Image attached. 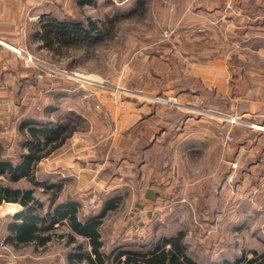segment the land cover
<instances>
[{"label":"rangeland","instance_id":"1","mask_svg":"<svg viewBox=\"0 0 264 264\" xmlns=\"http://www.w3.org/2000/svg\"><path fill=\"white\" fill-rule=\"evenodd\" d=\"M40 3L25 11V33L19 26V45L28 65L24 90L22 82L18 91L14 86L0 92L2 156L16 161L26 151L23 143L29 135L25 128L19 131L21 121L51 120L64 129L39 152L43 157L31 174L37 185L25 177L10 180L2 173L0 182L33 188L45 206L38 209L40 216L54 193L56 198L66 194L78 200L80 218L98 213L106 200L114 199L100 225L105 252L138 249L179 230L185 231L189 252L201 264L221 261L228 253L248 258L253 251L264 252V203L258 210L250 207L246 215L241 208L246 199L240 195L258 188L252 180L244 186H228L238 172L242 175L249 168L240 171L248 157L256 155L247 156L256 149L245 146L238 159L236 153L245 145L243 136L253 131L264 142L259 116L264 113V0ZM38 13L41 18L51 13L82 23L90 18L98 36L83 38V32L68 26L50 36L52 51L45 49L41 39H29V33L41 31V20L31 17ZM215 73L217 85H227L228 90L226 95L216 93L218 107H211L202 103L212 92H203V87ZM168 85H189L195 90L183 93L173 87L171 91ZM179 100L190 110L198 102L194 112L200 119L184 129L171 151H166L170 147L163 146L162 140L148 152L153 139L140 153L128 155L149 143L150 131L163 125L167 112H181L168 110ZM141 103L147 105L139 115L143 121L125 129ZM257 105L256 117L235 116ZM229 133L232 140L226 138ZM229 165L231 171L225 173ZM251 169L258 177L255 166ZM43 183L60 186L46 188ZM154 186L159 196L150 202ZM13 206L1 208L0 214ZM56 228L53 239L35 251L4 250L0 242L7 253L0 250V258L7 257L8 264H69L68 249L65 253L60 246L63 239L56 236L65 226ZM78 241L87 248L83 238Z\"/></svg>","mask_w":264,"mask_h":264},{"label":"trees","instance_id":"2","mask_svg":"<svg viewBox=\"0 0 264 264\" xmlns=\"http://www.w3.org/2000/svg\"><path fill=\"white\" fill-rule=\"evenodd\" d=\"M90 1L92 0H78V3L84 4L90 3ZM50 14L51 13L42 14V18L40 19L41 24H39L41 31H33L32 33L34 38H39L43 41L44 44L42 47L45 49L52 51L50 36L55 31L60 32L64 30L65 32L68 30V26H71L73 30L75 28L78 32H83L85 34L83 38L90 37L92 40H95L98 36L99 32L93 33L95 23L90 18L87 19L86 23H82L76 19L68 17H65L66 19H61ZM44 18L47 21H42ZM187 87L194 90L192 86L188 85ZM199 87H201V85L197 88ZM207 97L208 101H206V99L202 101L204 105L218 107L217 99L214 97V91L208 92ZM185 117H187V113L180 112L164 116L163 120L169 121L174 127L175 124L180 123ZM24 128L29 135L25 137L23 143L26 151L20 153L16 161H12L2 156L3 150L0 147V173L5 174L10 180L25 177L32 184H36L31 175L32 167L43 157V154L39 153L40 150L44 148L42 146L55 140L58 137L57 134H60L64 128H62L61 124L53 123L51 120L45 122H33L30 120L21 121L18 129L22 131ZM150 144V142L142 144L140 146L141 148H138L128 155L134 156L140 153L142 148L145 149ZM237 144L238 142H236V145ZM258 160L259 152L253 157H248L244 167H242L240 171H243L248 165ZM239 177H241L240 172H238V176L234 180V183ZM43 184L46 188L54 186L58 189L60 186H55L56 184H51L49 186L45 183ZM56 196L57 195L54 193L49 198L45 214L40 216L38 209L44 207V203L34 195L33 188H14L0 183V202H17L23 207L22 210L13 214V219H19L20 223L12 224L14 225L13 236L7 237V241L5 240L4 242L17 243L19 241H36L37 243L44 244L53 239L55 232L52 230H55L59 225H63L67 227V232L57 234L56 236L63 239L65 243L72 244L73 250L71 258L72 261L77 264H201L190 254L184 230H179L173 235L145 243L143 247L140 246L138 249L126 248L117 250V248H114L109 252H105L103 250L104 241L102 239V233L100 232V225L105 212L114 207L115 200L109 198L104 202L98 213L89 214L85 218H80V203L78 201L62 200L56 203ZM37 222H40L39 227ZM37 230H39V233L36 232ZM77 237H81L87 242V248L84 247V242L78 241ZM228 254L229 256L226 255L227 257L221 259V261L208 264H262L261 261L262 258H264V252L258 253L256 251H253L252 256L248 258L243 256L236 257L233 253Z\"/></svg>","mask_w":264,"mask_h":264},{"label":"crops","instance_id":"3","mask_svg":"<svg viewBox=\"0 0 264 264\" xmlns=\"http://www.w3.org/2000/svg\"><path fill=\"white\" fill-rule=\"evenodd\" d=\"M40 2H41V0H0V92L7 91V90L11 91L12 88H14V86H15V88H17V91H18L19 84H21L22 82L23 83L21 85V87H22L21 91L24 90V87H25L24 86V80H25L24 78H25V73H26L25 69H26V67H28V65L26 63L27 61H26V57H25V51H24L23 47L19 45V41H20L19 40V33H18L19 32V26H20V29L23 30V26L25 24V22H24L25 21V11L34 8L33 6H35V5L36 6L40 5L41 4ZM31 17L34 18V20L35 19L36 20L41 19V15L39 13L34 14V15L32 14ZM30 20H32V19H30ZM32 26H34V23L32 24ZM24 33H25V26H24ZM24 33L22 34L23 36H24ZM32 33L33 32H31V34L29 33V35H30L29 39H30V37L33 40L38 39V38H34ZM15 34H16V37H14ZM27 37H28V34H27ZM18 79H19V82H18ZM173 87L180 88L178 90L183 91V93L185 91H188V92L190 91L191 93L194 92L193 89H191V88L178 87V85H168L166 87V89H169L172 91ZM204 89H206L208 91H210V90L214 91V97H216V93H219V92L223 93V95H226L228 87H227V85H225L223 88L222 85H217V76L215 73V75L213 77L208 76L207 83H206V85H204ZM177 98L185 99L182 96H177ZM194 100H198V99H194ZM6 102L8 104L9 103L12 104L10 102V99H7ZM192 104L194 106H197V107L200 106V104L198 102L192 103ZM146 106H145V104L141 103L139 108H135V111L138 114L136 116H134L135 119H134L133 123L129 124L127 126L128 128H125V129H130V128L136 126L140 120L143 121V118H140L139 115H140V113L144 112V109ZM184 107H185V104L182 103L180 100L178 101V103L175 102V104H171L168 106V108H170L168 110H171V109L173 110V108H178V110H180L181 113H187V117H185L180 123L175 124L174 127L171 125V123L169 121L163 120L162 126L158 127V129H156V130H151L150 135H149L150 137L148 135L146 137H149L148 141L151 143H152V141H154L153 139H155V141L153 142V144H151L149 146L148 152H150V150L152 151L153 148H156L155 147L156 142H158V141L161 142L163 140V146L166 145V146L170 147V148L164 147V149L167 148L166 151H168V149H170L168 151V153H169L171 151V149L173 148V146H175V140L180 138L179 135H182V132L184 131V129L187 128V126L190 125L192 122H195V121L200 119V117L196 116V113L194 112V111H196L197 107L194 110L187 109L189 107H187V108H184ZM258 107H259L258 105H257V107L252 106V108L249 110H243L241 112H236L238 114H235V116H237V117L241 116V118L242 117L244 118L247 115L248 116L255 115V117H256V114L259 111ZM230 109H231V107H230ZM167 113H166V116L168 115ZM203 113H205V112H203ZM259 116L261 117V119H260L261 122L264 123V113L260 114ZM247 118H249V117H247ZM173 128H175V131ZM121 130H124V129L121 128L120 131ZM170 130H172V131L170 132ZM244 133H245V131H244ZM164 134H166V135L163 138ZM248 135L243 136L244 142L241 144H245L244 147L242 146L241 148H239L237 153H236V151H235V153L238 156V159H240V154L243 152L242 149L245 148V146H247V147L252 148V150L256 149V151L253 154H250L247 156H252V155L257 154L259 152V160L255 163L251 164L246 171H243V174L241 175V177L234 184H233L232 180L228 184V186H231L230 188H232V185H234L235 187L238 185L244 186V185L248 184L250 182V180H252V183L255 185V187L258 188L256 191L250 190V191L245 192L244 194L240 195V197H244L246 199V202H245L246 205L241 206L242 210L244 211V215H246L245 212H248L250 207L251 208L257 207V210H258V207H261V205L264 203V201H263V199H264V146H263L264 142H262L261 137H259L260 134H256L255 136H253L254 133L252 131V134L249 132ZM171 142H174V145H173V143L170 145ZM250 144H252V145H250ZM161 145H162V142H161ZM129 153H132V152H129ZM152 159H153V156H152L151 160ZM231 161H233L232 156H231V158H229V162H231ZM147 162H148V159H147ZM150 162H148V163L152 167L153 162H151V163ZM252 166H255V170H257V173L259 171L260 174L259 175L257 174L258 177H254V174H252V169H251ZM228 171H231V165L228 166V169L225 170V173H227ZM244 174H248V175L246 177H244L245 176ZM21 178L22 177H19L18 179H21ZM0 183L5 184L2 182H0ZM6 185L14 187V188H27V187H22V186H20V187L19 186H13L12 184H6ZM224 186H226V183ZM154 188L155 189H153V195L149 194V198H151V200H149L150 202L154 198L156 199V196L157 197L159 196L158 195L159 194L158 187L154 186ZM155 190H157V192ZM59 195L60 194H58V197L56 198V200H59L60 198H62V199H60V201L70 200L66 194H63V196H59ZM241 203H243V202H241ZM9 204H13L14 209L13 210L7 209V210L3 211V213L0 214V218H1L0 242L3 243L2 246L5 247L4 250L11 248L13 250L18 251V250L26 248V249H31L32 251H35L36 248H40L41 246H43L47 242H49V241H47L44 244L37 243L36 241H28V242L19 241L17 243L4 242L7 237L13 236V228H14L13 226L14 225H12V224H14V223L19 224L20 223L19 219L18 220L13 219V214L15 212L22 210V208H23L17 202L2 201V202H0V209L8 207ZM150 205H151V207H153L152 204H150ZM250 205H252V206H250ZM11 225H12V227H11ZM37 225L39 227L40 222H37ZM56 229L57 228H55V230ZM67 230L68 229L65 226L64 232H67ZM36 232L39 233V230H37ZM123 238L126 239V237H123ZM61 245L64 247L65 253H67L66 249H68V256H67L68 258L66 257V259H69L68 260L69 264H72L71 263L72 262V258H71L72 244H67L63 240V243H60V246ZM0 250L3 251L4 254H7L6 251L3 250V248H0ZM23 254L24 253L20 252L19 253L20 257H24ZM7 259H8L7 257H6V259L0 258V264H8ZM65 264H67V263H65Z\"/></svg>","mask_w":264,"mask_h":264},{"label":"built area","instance_id":"4","mask_svg":"<svg viewBox=\"0 0 264 264\" xmlns=\"http://www.w3.org/2000/svg\"><path fill=\"white\" fill-rule=\"evenodd\" d=\"M172 104H175V103H172ZM226 138L228 140H232L233 139V135L231 133H229Z\"/></svg>","mask_w":264,"mask_h":264},{"label":"bare ground","instance_id":"5","mask_svg":"<svg viewBox=\"0 0 264 264\" xmlns=\"http://www.w3.org/2000/svg\"><path fill=\"white\" fill-rule=\"evenodd\" d=\"M88 76H91V75H88ZM93 77L95 76V75H92ZM97 77V76H96ZM90 78H92V77H90ZM101 81V80H100ZM98 83V82H97ZM100 85H102V84H100Z\"/></svg>","mask_w":264,"mask_h":264}]
</instances>
